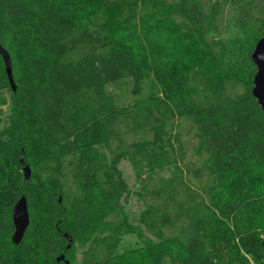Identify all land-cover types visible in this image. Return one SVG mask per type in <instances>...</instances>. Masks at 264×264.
Listing matches in <instances>:
<instances>
[{
    "label": "trees",
    "instance_id": "obj_1",
    "mask_svg": "<svg viewBox=\"0 0 264 264\" xmlns=\"http://www.w3.org/2000/svg\"><path fill=\"white\" fill-rule=\"evenodd\" d=\"M227 4L0 0V46L15 87L9 88L0 59V104L4 93L10 100L0 127V264H70L67 221L87 208V197H105L92 187L87 159L99 142L111 153L102 167L112 187L127 195L116 169L120 160L139 180V225L146 236L138 233L142 245L129 253L95 239L82 264L264 258V113L250 94L249 77L239 69L220 72L207 45L219 35ZM79 49L87 52L69 58ZM250 54L240 56L252 63ZM148 79L156 93L115 106L108 87L129 82L137 96ZM188 141L201 162L182 169L174 163ZM67 183L76 186L70 202L62 198ZM21 195L29 223L13 245L10 212ZM64 233L71 237L68 249Z\"/></svg>",
    "mask_w": 264,
    "mask_h": 264
},
{
    "label": "rangeland",
    "instance_id": "obj_2",
    "mask_svg": "<svg viewBox=\"0 0 264 264\" xmlns=\"http://www.w3.org/2000/svg\"><path fill=\"white\" fill-rule=\"evenodd\" d=\"M227 3V15L221 18L219 35L209 37L207 45L215 57V64L220 72L226 73L239 69L249 77L248 87L251 88L255 68L248 61L247 55L243 57L240 56V53L242 52L244 55L246 52L251 53L253 40L255 39V43L260 33L262 35V30L259 27L260 24H264V0H237V2L236 0H227ZM1 45L6 49L5 41H2ZM86 52L87 50L79 49L69 54V58L75 59ZM191 62L193 63V61ZM123 83L125 82H117V84L108 87L117 108L130 106L157 91L151 79L142 83V93L137 96L130 91L131 84L129 82ZM1 99L3 103L0 104V127H3L9 115V94L4 93ZM182 144L185 146L184 150L187 146L188 150H185L182 160L177 158L174 164L183 169L190 164L201 162V159L196 160L191 155L189 151L191 149L190 141L187 145L186 142H182ZM108 152L100 142L95 143L88 151L87 159L91 168L92 187L95 192L99 193V196L104 195L107 200L105 197L104 199L98 196L87 197L89 199L87 208L85 210L83 208V211L78 212L71 220L67 221L70 222L68 223L69 228H71L69 234L73 238L72 248L68 252L70 264H82L83 256L91 246L89 243L95 239L102 240L104 244L115 242L117 252L129 253V250L142 245L138 233L146 236L139 225V215L143 210V204L137 196L141 187L139 180L135 178L128 163L125 160H120L116 169L127 186V195L112 187L114 181L107 172L103 171L102 167L103 157L109 158L111 156V153ZM46 170L47 167L38 168L37 172L44 174ZM162 174L167 176L166 172ZM73 178L77 181L78 175L73 174ZM73 185L74 183L66 184V192L62 196L66 202H70L76 197V186ZM84 196L88 195L84 194ZM84 199L86 200V197ZM248 264H264V258H249Z\"/></svg>",
    "mask_w": 264,
    "mask_h": 264
},
{
    "label": "water",
    "instance_id": "obj_3",
    "mask_svg": "<svg viewBox=\"0 0 264 264\" xmlns=\"http://www.w3.org/2000/svg\"><path fill=\"white\" fill-rule=\"evenodd\" d=\"M0 59L4 68L9 88L13 91L15 89L12 79L11 62L7 52L0 46ZM250 59L255 68V73L252 77V87L250 94L255 100L257 106L264 113V27L262 29L261 37L256 41L250 54ZM22 163V160H20ZM23 178L27 179L29 176V169L25 165L22 168ZM10 221L12 225V233L10 235V241L13 245H17L26 230L29 219L27 213L26 199L23 195L19 196L11 208ZM65 239L68 241L66 249L70 247L71 237L68 234H63ZM261 247L264 255V239H262ZM63 259L62 255L56 258V261ZM67 264V262L65 261Z\"/></svg>",
    "mask_w": 264,
    "mask_h": 264
}]
</instances>
